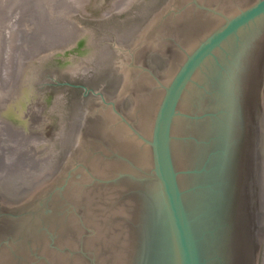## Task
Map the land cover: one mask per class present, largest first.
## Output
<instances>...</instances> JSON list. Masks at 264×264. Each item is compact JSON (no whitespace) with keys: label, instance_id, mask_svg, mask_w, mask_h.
Instances as JSON below:
<instances>
[{"label":"water","instance_id":"water-1","mask_svg":"<svg viewBox=\"0 0 264 264\" xmlns=\"http://www.w3.org/2000/svg\"><path fill=\"white\" fill-rule=\"evenodd\" d=\"M0 264H264V0H0Z\"/></svg>","mask_w":264,"mask_h":264}]
</instances>
